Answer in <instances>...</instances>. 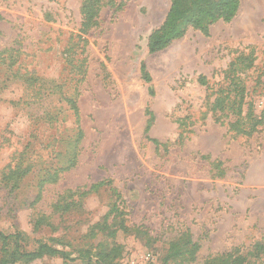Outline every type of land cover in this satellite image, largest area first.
Here are the masks:
<instances>
[{
	"label": "rangeland",
	"instance_id": "374dc122",
	"mask_svg": "<svg viewBox=\"0 0 264 264\" xmlns=\"http://www.w3.org/2000/svg\"><path fill=\"white\" fill-rule=\"evenodd\" d=\"M171 2L0 0V230L76 259L15 264H264V0L150 54Z\"/></svg>",
	"mask_w": 264,
	"mask_h": 264
},
{
	"label": "trees",
	"instance_id": "16d2710c",
	"mask_svg": "<svg viewBox=\"0 0 264 264\" xmlns=\"http://www.w3.org/2000/svg\"><path fill=\"white\" fill-rule=\"evenodd\" d=\"M240 0H172L170 10L163 23L149 39V53H157L168 47L174 40L181 38L189 27H197L205 29L215 22L223 19H232L238 9ZM91 3V2H90ZM90 6V5H89ZM85 23H92L95 13L85 7ZM19 50H17L18 56ZM10 60V64L6 70L7 78H4L0 83L5 84L9 79L22 83L25 86L27 98H30L29 104H39L43 93V79L36 74L34 70H29L23 66V62L18 60ZM2 71V70H0ZM142 71L145 80L150 81L149 74L142 66ZM11 76V78H9ZM17 167L15 170L19 169ZM25 173L21 169L20 175ZM0 237L9 241L12 244V250H4L5 255L0 260V264H15L21 260L40 259L45 255L61 256L65 260L74 262L69 255L64 251L58 250L49 244H42L37 250L27 251L24 247L25 238L22 233L5 235L0 230ZM98 264V263H97Z\"/></svg>",
	"mask_w": 264,
	"mask_h": 264
}]
</instances>
